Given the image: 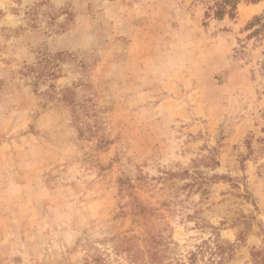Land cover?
Masks as SVG:
<instances>
[{
  "label": "rangeland",
  "instance_id": "rangeland-1",
  "mask_svg": "<svg viewBox=\"0 0 264 264\" xmlns=\"http://www.w3.org/2000/svg\"><path fill=\"white\" fill-rule=\"evenodd\" d=\"M0 0V264H264V0Z\"/></svg>",
  "mask_w": 264,
  "mask_h": 264
},
{
  "label": "trees",
  "instance_id": "trees-1",
  "mask_svg": "<svg viewBox=\"0 0 264 264\" xmlns=\"http://www.w3.org/2000/svg\"><path fill=\"white\" fill-rule=\"evenodd\" d=\"M242 0H212L211 9L213 15L216 17H224L225 15H232L235 11L237 4ZM249 2H257L259 0H246ZM264 67V65H263Z\"/></svg>",
  "mask_w": 264,
  "mask_h": 264
}]
</instances>
